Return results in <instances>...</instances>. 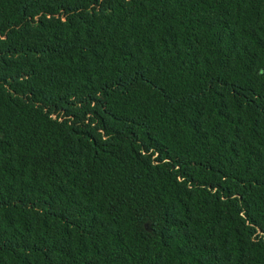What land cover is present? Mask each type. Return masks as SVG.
I'll return each instance as SVG.
<instances>
[{
    "label": "trees",
    "instance_id": "16d2710c",
    "mask_svg": "<svg viewBox=\"0 0 264 264\" xmlns=\"http://www.w3.org/2000/svg\"><path fill=\"white\" fill-rule=\"evenodd\" d=\"M0 264H264V0H0Z\"/></svg>",
    "mask_w": 264,
    "mask_h": 264
}]
</instances>
